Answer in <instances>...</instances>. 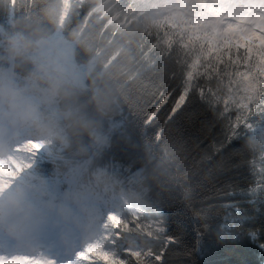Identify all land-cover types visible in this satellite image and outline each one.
Masks as SVG:
<instances>
[{"label":"trees","instance_id":"1","mask_svg":"<svg viewBox=\"0 0 264 264\" xmlns=\"http://www.w3.org/2000/svg\"><path fill=\"white\" fill-rule=\"evenodd\" d=\"M170 2L0 0V45L22 28L48 30L49 8L60 14L59 36L83 42L73 49L77 88L56 103L63 113L98 123L106 137L100 152L76 163L119 181L111 201L96 208L112 209L126 226L100 229L99 247L114 261L264 264V193L253 188L249 163L264 160V44L207 34ZM0 70L23 84L31 68L0 63ZM184 92L175 116L146 123L166 97L161 113ZM100 97L109 101L103 116ZM30 157L32 171L57 198L70 190L48 150ZM169 237L175 243L166 245Z\"/></svg>","mask_w":264,"mask_h":264},{"label":"clouds","instance_id":"2","mask_svg":"<svg viewBox=\"0 0 264 264\" xmlns=\"http://www.w3.org/2000/svg\"><path fill=\"white\" fill-rule=\"evenodd\" d=\"M59 15L56 8L44 10L48 30L22 28L0 45V63L31 68L23 84L0 70V162L14 172L0 185V237L21 247H30L53 227L61 234H90L97 206L110 202L119 188L118 179L107 171L76 163L105 147L100 125L72 113L48 110L77 88L73 49L83 44L77 36H59ZM108 104L107 98H98L101 116ZM27 141H40L56 158L57 177L70 185L62 197L57 198L32 171L31 157L19 150Z\"/></svg>","mask_w":264,"mask_h":264},{"label":"rangeland","instance_id":"3","mask_svg":"<svg viewBox=\"0 0 264 264\" xmlns=\"http://www.w3.org/2000/svg\"><path fill=\"white\" fill-rule=\"evenodd\" d=\"M171 2L169 5H171V7L175 6V10L183 14L182 19H185V16H188L190 18L189 22L197 25L203 32H206L207 34L213 36L230 34L239 42L252 39L256 40L258 43L264 44V16L256 14V11L253 8L247 7L251 4L250 0H171ZM262 7L264 8V0H262ZM256 28H260L261 32L256 31ZM48 109L53 113H63L61 110H59L56 102ZM37 142L41 144L40 141ZM47 150L48 149L44 147L40 149V151ZM133 177H135V174ZM58 188L59 187H57V189ZM132 195L133 193H131L130 196L123 195L121 196V199L123 201H128L129 197H132ZM107 224L114 225L118 229H124L126 227L122 220L117 217L115 211L111 209L106 211H103V209L96 210V231L99 230L98 227L105 226ZM150 224L153 225V229L158 233L163 232L164 228L159 221L155 222L153 220H149L148 225ZM52 229L53 231L51 232L57 235V230L54 227L50 228L49 230ZM143 232L144 230H142V233ZM75 233L77 232H64L61 234L62 241L59 243H53V241H51V244L47 250L61 247L62 242L65 240H70V238L74 236ZM82 236H85V234L83 233ZM82 236L77 237H80L81 239ZM96 241L98 240L95 239L94 242ZM93 245L99 246L97 242ZM20 252L21 253L19 254H6L0 252V255L3 257L31 255L30 253H25L22 251ZM144 256L149 257L150 254L145 252ZM72 257L69 255L68 258L60 259L59 262L60 264H76V258L73 257L71 260ZM104 264H106V262H104Z\"/></svg>","mask_w":264,"mask_h":264},{"label":"snow or ice","instance_id":"4","mask_svg":"<svg viewBox=\"0 0 264 264\" xmlns=\"http://www.w3.org/2000/svg\"><path fill=\"white\" fill-rule=\"evenodd\" d=\"M264 74V73H262ZM187 97V92L182 93L181 95L175 98L174 103L171 105L170 110H165L161 113V109L164 104L168 102V97H166L158 106L154 107L153 113L149 115L146 120L147 124L153 122V120L159 116H167L168 119H171L177 113V110L185 104ZM227 139L231 140L235 138V134L228 130L225 132ZM42 145L37 141H27L25 144L19 146V150L24 153L25 156H33L37 154ZM13 164L16 162L13 161ZM251 172L254 176V184L256 187H253L256 191L264 193V160H261L259 163L250 161ZM18 167V165H17ZM14 175L12 167L9 164L0 162V185L4 184V181L7 178H10ZM175 243V241L169 237L167 239L166 245ZM137 258L140 257V253L134 254ZM163 253L156 257V261L160 262L162 260ZM96 260H101L106 262V264H119V262L114 261L113 256L105 249L97 245H89L83 251L79 252L76 256L77 264H95ZM0 264H51L50 261H42L32 255H21L14 257H3L0 256Z\"/></svg>","mask_w":264,"mask_h":264},{"label":"bare ground","instance_id":"5","mask_svg":"<svg viewBox=\"0 0 264 264\" xmlns=\"http://www.w3.org/2000/svg\"><path fill=\"white\" fill-rule=\"evenodd\" d=\"M38 242H42V237H41V235L36 239ZM47 243H49V241H46L44 244H47Z\"/></svg>","mask_w":264,"mask_h":264}]
</instances>
